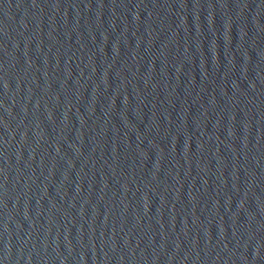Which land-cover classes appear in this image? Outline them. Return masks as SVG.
Segmentation results:
<instances>
[{
	"label": "water",
	"instance_id": "95a60500",
	"mask_svg": "<svg viewBox=\"0 0 264 264\" xmlns=\"http://www.w3.org/2000/svg\"><path fill=\"white\" fill-rule=\"evenodd\" d=\"M0 264H264V0H0Z\"/></svg>",
	"mask_w": 264,
	"mask_h": 264
}]
</instances>
